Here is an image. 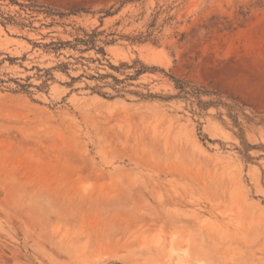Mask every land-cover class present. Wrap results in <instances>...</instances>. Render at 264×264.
Wrapping results in <instances>:
<instances>
[{"label": "rangeland", "instance_id": "rangeland-1", "mask_svg": "<svg viewBox=\"0 0 264 264\" xmlns=\"http://www.w3.org/2000/svg\"><path fill=\"white\" fill-rule=\"evenodd\" d=\"M0 264H264V0H0Z\"/></svg>", "mask_w": 264, "mask_h": 264}, {"label": "trees", "instance_id": "trees-1", "mask_svg": "<svg viewBox=\"0 0 264 264\" xmlns=\"http://www.w3.org/2000/svg\"><path fill=\"white\" fill-rule=\"evenodd\" d=\"M77 41H79L80 43H83L85 45L91 44L94 46V39H92V40L91 39H77ZM99 51L102 52V54H103V50L101 48H99ZM115 80L118 81L117 79H115Z\"/></svg>", "mask_w": 264, "mask_h": 264}]
</instances>
